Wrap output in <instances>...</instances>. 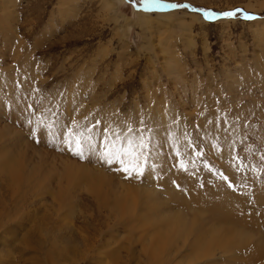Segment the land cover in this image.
Masks as SVG:
<instances>
[{
	"label": "rangeland",
	"instance_id": "obj_1",
	"mask_svg": "<svg viewBox=\"0 0 264 264\" xmlns=\"http://www.w3.org/2000/svg\"><path fill=\"white\" fill-rule=\"evenodd\" d=\"M163 2L256 18L146 12L140 0H0V264H264V0ZM70 132L90 137L84 159L68 150ZM116 134L148 143L154 185L99 159ZM157 161L182 163L175 193ZM32 168L38 184L27 183ZM215 191L235 199L219 224L191 197ZM203 226L194 262L187 245Z\"/></svg>",
	"mask_w": 264,
	"mask_h": 264
},
{
	"label": "snow or ice",
	"instance_id": "obj_2",
	"mask_svg": "<svg viewBox=\"0 0 264 264\" xmlns=\"http://www.w3.org/2000/svg\"><path fill=\"white\" fill-rule=\"evenodd\" d=\"M134 2V0H129ZM142 7L138 10L141 11H165L175 9H186L192 12H199L203 15L205 20H215L218 17L225 19H235L238 14L243 16L246 20L255 19V15L244 12L243 9H236L234 11H228L224 13H216L211 10H205L196 8L189 4H175L164 3L163 0H140ZM131 131V129H129ZM69 140L67 141L68 150L73 155L78 156L81 159L85 158V152L83 147V139H90V137H84L83 133L79 136L73 137V134L69 133ZM37 142H39L37 140ZM73 143L75 147H73ZM105 151L100 154V159L109 166L114 163L119 164V170L126 174V178H131L133 174L136 176H142L144 169L142 166V160L145 156V150L148 149V143L141 136L138 139L134 137H127L121 140L120 135L116 134L115 140L105 139L104 141ZM227 179V177H224Z\"/></svg>",
	"mask_w": 264,
	"mask_h": 264
},
{
	"label": "bare ground",
	"instance_id": "obj_3",
	"mask_svg": "<svg viewBox=\"0 0 264 264\" xmlns=\"http://www.w3.org/2000/svg\"><path fill=\"white\" fill-rule=\"evenodd\" d=\"M258 27V26H257ZM261 28V27H260ZM259 31H261V32H263L262 30H260V29H258ZM257 34V33H256ZM1 102V101H0ZM15 112V111H14ZM170 116V115H169ZM162 118H164V116L162 117ZM171 118V117H170ZM168 122V121H167ZM170 124V123H169ZM105 126V125H104ZM173 126V125H172ZM171 126V127H172ZM169 130V129H168ZM170 131V130H169ZM164 132V131H163ZM97 154V153H96ZM97 157V156H96ZM98 158H99V156H98ZM100 159V158H99ZM170 163V162H169ZM169 163L166 161L164 164H161L160 163V161H157L156 163H155V165H156V167H159L160 169V171L162 172V174L164 175H162L163 176V179L160 181L162 184H163V186H164V188H165V190H173V192L172 193H175V189H174V187H171V186H173V185H169V184H171L172 183V181H173V178L176 176V174L177 173H175V171H173V169L175 168V169H177V170H179L178 169V167H181L182 166V163H176V162H174V165L173 166H170L169 165ZM176 163V164H175ZM172 164V163H171ZM108 166V165H107ZM19 167V166H18ZM149 167V166H148ZM151 167V166H150ZM38 168V170H40L39 169V167H37ZM37 168H32V172H34L35 173V175H36V178L34 179V176H32L33 177V181L31 180V181H29V180H27V178H26V180H27V183H36V184H38V179L39 178H37V176L42 172H40L39 173V171L37 170ZM74 168V167H73ZM152 169V168H151ZM9 170V169H8ZM18 170L19 171H22V169H17L15 172L13 171V176H14V174H15V177H13V178H16V174L17 173H19L18 172ZM182 170V169H181ZM147 171H149V173H150V170H147ZM146 171V172H147ZM39 173V174H38ZM179 173L181 174V172L179 171ZM183 173V172H182ZM1 174V173H0ZM11 174V173H10ZM33 174V173H32ZM59 174V172H57V175ZM85 174V173H84ZM20 175V174H19ZM83 175V174H82ZM86 175V174H85ZM144 175H145V173H144ZM147 175V174H146ZM145 175V176H146ZM150 175V174H149ZM59 176L60 177H62V176H64V173H63V175L60 173L59 174ZM12 177V176H11ZM22 177V176H21ZM20 177V178H21ZM39 177V176H38ZM144 176H142L141 178H143ZM57 178V177H56ZM146 178H147V180L149 181V182H151V185H154V179H152V175L151 176H146ZM176 178L179 180V181H181L177 176H176ZM22 179V178H21ZM20 179V180H21ZM24 179V178H23ZM22 179V180H23ZM29 179V178H28ZM31 179V178H30ZM41 179V178H40ZM48 179V178H47ZM15 180V179H14ZM49 180V179H48ZM22 182V181H21ZM174 182H176L175 180H174ZM173 182V183H174ZM26 183V182H25ZM99 183V182H98ZM187 183V182H186ZM177 184V183H176ZM183 184V183H182ZM21 185V184H20ZM154 187V186H153ZM152 186H151V188H153ZM154 188H156V186L154 187ZM134 189V188H133ZM144 189V188H143ZM223 189H225V188H223ZM145 190V189H144ZM129 192H130V190H128ZM146 191V190H145ZM147 191H149V190H147ZM155 191H157V190H155ZM155 191H154V193H155ZM183 191V190H182ZM222 191V190H221ZM221 191H215V193H213V195L210 193V195L209 194H207V195H204V194H198V195H196V194H193L191 197L195 200V201H197V202H200V204H203L204 206H206V207H209L208 209L209 210H213V216L212 217H214L213 219L215 220H212V221H209L210 223H212V224H219V223H217L216 221H221V222H224V221H228V217H227V213L232 209L229 205V202H231V201H228V199L226 200V198H227V196H229V197H231V193H227V192H221ZM38 192V191H37ZM123 192V191H122ZM167 192V191H166ZM177 192V191H176ZM183 192H185V191H183ZM36 193V192H35ZM124 193V192H123ZM125 193H126V191H125ZM128 193V192H127ZM153 193V192H152ZM151 193V194H152ZM171 193V194H172ZM151 194H148L147 196H148V200H149V202L153 205V206H155V208L156 207H158V204H157V198L155 199ZM163 194V193H162ZM170 194V193H169ZM217 194V195H216ZM146 196V195H145ZM174 196V198H173V200L174 199H176V201L177 200H180L179 202H183V203H186L185 201V199L182 197V193L181 192H178L177 194H174L173 195ZM202 196H205V197H202ZM210 196V197H209ZM236 197V196H235ZM222 199H224V200H222ZM231 199H234V195H233V197H231ZM190 200V199H189ZM235 200V199H234ZM126 201V200H125ZM228 201V202H227ZM97 202H99V205H100V207L101 206H104L105 208L106 207H108V209L110 210V208H109V204H107V202H109V200H107L104 196H103V194L101 195V197H99L98 198V200H97ZM189 203V202H188ZM192 203V202H191ZM233 204V203H232ZM184 205V204H183ZM194 205V204H193ZM185 206V205H184ZM190 207H192V206H189L188 205V207H187V209H190ZM197 209V208H196ZM157 210V209H156ZM170 210V209H169ZM205 210V209H204ZM154 211V210H153ZM158 213H161V212H163V213H165V215H166V212L165 211H163V208H161V206H159L158 207ZM161 211V212H160ZM198 211V210H197ZM210 211V212H211ZM181 212V211H180ZM214 212H215V214H214ZM149 213H151L150 211H149ZM153 213V212H152ZM151 213V214H152ZM176 213H179V212H176ZM175 212H173L172 210H170V212L167 214V216H170V215H173V214H176ZM198 213V212H197ZM141 214V213H140ZM155 214H156V212H155ZM181 214V213H180ZM180 214H176V215H174V217H177V215H178V217H179V215ZM182 214H183V212H182ZM227 214V215H226ZM143 215H144V213H143ZM199 215V214H198ZM129 217V216H128ZM171 217V216H170ZM181 217H182V215H181ZM172 218V217H171ZM180 218V217H179ZM160 219V218H159ZM182 219H185L184 217H182ZM166 221H167V219H165ZM175 220V219H174ZM174 220H171V222L173 221L175 224H176V221L178 222V220H176V221H174ZM222 220H224V221H222ZM130 221V220H129ZM181 221V220H180ZM12 222V221H11ZM140 223V222H139ZM167 223H169V221L167 222ZM194 223V222H193ZM236 223V222H235ZM241 223V222H240ZM162 224V223H161ZM170 224V223H169ZM178 224H179V222H178ZM177 224V225H178ZM145 225H147L146 223H145ZM173 224H171L170 226H172ZM128 226H129V224H128ZM134 226V227H133ZM133 228L131 229V231L132 230H137V227L133 224ZM174 226V225H173ZM164 227H167V226H164ZM175 227V226H174ZM131 228V227H130ZM160 228V227H159ZM176 228H178V227H176ZM125 229V228H124ZM161 230V229H160ZM168 230H170L171 231V228H169ZM169 231V232H170ZM149 232V231H148ZM164 232V231H163ZM145 233V232H144ZM167 233V232H166ZM194 240L189 244V246L187 245V247H188V250L189 249H191V254L192 253H194L195 252V255L194 254H192L191 255V261H194L195 260V258L196 259H200V258H203L204 256L201 254V246H203V244H204V242H203V240H204V237L205 238H207L209 235H210V231L208 230V229H206L204 226L201 228H199V229H197L196 228V230H194ZM148 235V234H147ZM212 235V234H211ZM113 238V237H112ZM108 241V240H107ZM224 247V249H225V246H223ZM146 250V249H145ZM203 250H205V249H203ZM187 251V250H186ZM190 251V250H189ZM130 254V253H129ZM194 255V256H193ZM250 258H252V259H257V257H258V255L259 254H257V252H251L250 254ZM155 256V255H154ZM187 256V255H186ZM193 256V257H192ZM205 256H207L206 258H208V257H211L212 256V254L211 253H209V255H205ZM248 257V256H247ZM187 258H189V257H187ZM190 259V258H189ZM198 259V260H199ZM251 259V260H252ZM260 259H261V257H260ZM171 260H172V258H171ZM204 260H206V259H204ZM203 260V261H204ZM167 261V260H166ZM253 261V260H252ZM152 262H154V261H152ZM190 262V261H189ZM195 262V261H194ZM200 262V261H199ZM211 262V261H210ZM264 262V261H263ZM171 263H173V261L171 262ZM177 263V262H176ZM175 263V264H176ZM181 263H183V262H181ZM191 263H193V262H191ZM251 263V262H250ZM254 263H256V261H254ZM258 263V262H257ZM160 264H162V263H160ZM209 264V263H208ZM226 264V263H225ZM249 264V263H248Z\"/></svg>",
	"mask_w": 264,
	"mask_h": 264
}]
</instances>
